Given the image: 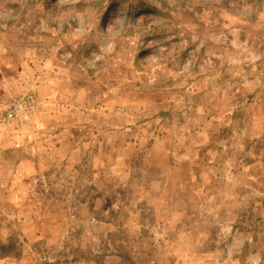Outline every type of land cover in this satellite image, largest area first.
Returning <instances> with one entry per match:
<instances>
[{
	"label": "rangeland",
	"instance_id": "obj_1",
	"mask_svg": "<svg viewBox=\"0 0 264 264\" xmlns=\"http://www.w3.org/2000/svg\"><path fill=\"white\" fill-rule=\"evenodd\" d=\"M0 264H264V0H0Z\"/></svg>",
	"mask_w": 264,
	"mask_h": 264
},
{
	"label": "trees",
	"instance_id": "obj_2",
	"mask_svg": "<svg viewBox=\"0 0 264 264\" xmlns=\"http://www.w3.org/2000/svg\"><path fill=\"white\" fill-rule=\"evenodd\" d=\"M2 248H4V247H2Z\"/></svg>",
	"mask_w": 264,
	"mask_h": 264
}]
</instances>
